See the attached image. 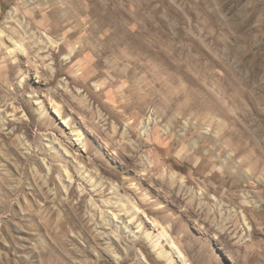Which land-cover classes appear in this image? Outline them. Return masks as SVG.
I'll list each match as a JSON object with an SVG mask.
<instances>
[{"label": "rangeland", "instance_id": "obj_1", "mask_svg": "<svg viewBox=\"0 0 264 264\" xmlns=\"http://www.w3.org/2000/svg\"><path fill=\"white\" fill-rule=\"evenodd\" d=\"M120 3L111 15L94 0L87 8L91 22L112 26L108 39L149 56L154 73L159 66L182 78L237 128L264 116V22L257 12L240 24L252 12L247 0ZM74 8L71 0H0V21L28 29L15 44L0 41L26 62L30 44L38 61L63 64L60 95H41L47 115L39 121L27 103L0 95V264H264V183L166 158L147 111L125 106L132 81L145 86L138 69L108 73L80 51L60 61L69 53L55 25ZM226 81L248 86L252 117ZM248 191L259 209L237 208L233 193Z\"/></svg>", "mask_w": 264, "mask_h": 264}, {"label": "clouds", "instance_id": "obj_2", "mask_svg": "<svg viewBox=\"0 0 264 264\" xmlns=\"http://www.w3.org/2000/svg\"><path fill=\"white\" fill-rule=\"evenodd\" d=\"M4 2L7 3L8 0ZM64 2L68 3L69 0ZM94 2L100 4L109 15L110 9L122 6L120 0ZM16 3L18 6L19 0ZM71 3L77 5L73 9V18L55 25L60 30L55 37L56 42L66 45L69 53L61 56L60 61L66 62L72 53L80 51L87 53L90 62L92 58L101 61L98 66L106 67L108 73L127 75L129 68L138 69V72L143 73L139 75V81H143L145 86L137 87L138 81L133 80L125 106L131 105L134 110L147 111L148 122L153 124L158 135L163 136L167 142L164 144L166 158H171L176 165L187 163L192 169L201 172L210 167L208 175L215 172L221 177L239 176L240 180L255 177L258 183H264V167L252 160L257 150V159L264 160V116L244 122L242 129L226 122L210 109L198 90L182 78L167 73L159 66L154 73V61L149 56L122 45L118 40L108 39L109 32L114 31L112 26L109 25L105 30L91 22L87 15V8L92 5L93 0H71ZM246 6L252 8V12L241 18V25L257 12V18L264 22V0H247ZM2 14L3 10L0 9V15ZM0 24H3L0 35L10 38L13 44L20 34L28 31L23 21L20 26H11L5 17ZM70 32L78 33L71 42L66 39ZM260 39H264V32L260 33ZM250 43L254 47L258 43L257 37L253 36ZM25 47L30 49L27 62L17 54L18 47L9 48L0 41V95L12 103H27L39 121L47 115V107L41 95H60L55 75L62 70L63 64L58 61L53 66L51 59L46 63L38 61L32 55L31 45L26 44ZM261 84H264V80H261ZM124 87L129 85L124 84ZM226 87L236 88L240 93L237 97L240 106L252 117L254 110L249 108L243 96L248 86L243 82L236 84L226 81ZM255 87L256 85H251V88ZM25 97L28 98L26 101ZM141 140L142 135H137V141ZM196 165H200V169H196ZM233 196L240 197L237 208H260L251 191L233 193ZM261 260H264V255H261Z\"/></svg>", "mask_w": 264, "mask_h": 264}]
</instances>
